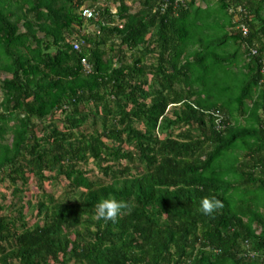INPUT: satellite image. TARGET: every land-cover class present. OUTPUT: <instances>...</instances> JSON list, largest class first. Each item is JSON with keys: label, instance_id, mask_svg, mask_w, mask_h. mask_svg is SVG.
I'll list each match as a JSON object with an SVG mask.
<instances>
[{"label": "trees", "instance_id": "16d2710c", "mask_svg": "<svg viewBox=\"0 0 264 264\" xmlns=\"http://www.w3.org/2000/svg\"><path fill=\"white\" fill-rule=\"evenodd\" d=\"M112 1L0 0V264H264V0Z\"/></svg>", "mask_w": 264, "mask_h": 264}, {"label": "clouds", "instance_id": "9594fccd", "mask_svg": "<svg viewBox=\"0 0 264 264\" xmlns=\"http://www.w3.org/2000/svg\"><path fill=\"white\" fill-rule=\"evenodd\" d=\"M223 208V203L216 197H203L200 201L199 211L204 215L212 216L219 209ZM131 210L129 203L124 201H117L114 198H107L101 200L95 206V218L97 220H104L115 222L122 210Z\"/></svg>", "mask_w": 264, "mask_h": 264}, {"label": "built area", "instance_id": "2783aa9c", "mask_svg": "<svg viewBox=\"0 0 264 264\" xmlns=\"http://www.w3.org/2000/svg\"><path fill=\"white\" fill-rule=\"evenodd\" d=\"M81 15L84 18H91L94 16V12L92 10L82 8ZM243 31H244V29H243ZM73 49H78V44L75 43L73 45ZM252 53L255 54V51H252ZM81 63L85 68L84 70L86 72H88L89 71V65L86 64V62H84V60H82ZM262 70L264 71V66L262 67ZM211 115L214 117V123L216 126V130H218V131L223 130L225 128V122H224L223 115L219 111H213ZM254 255H255L254 253L249 254L250 257H253Z\"/></svg>", "mask_w": 264, "mask_h": 264}, {"label": "rangeland", "instance_id": "374dc122", "mask_svg": "<svg viewBox=\"0 0 264 264\" xmlns=\"http://www.w3.org/2000/svg\"><path fill=\"white\" fill-rule=\"evenodd\" d=\"M126 4L129 5L131 7V10L132 11H135L139 8V5L138 3H133L131 0H126ZM104 5H107L108 7H110L111 10L115 11V8L116 6H118V4H115L113 3L112 0H98V2L96 3V6H104ZM199 6L203 7L204 8V5L202 3H199ZM93 30V27H90L89 28V31H92ZM217 35V34H216ZM215 35V36H216ZM214 36V37H215ZM217 37V36H216ZM4 78V75L3 74H0V79H3ZM0 99H1V93H0ZM33 182V181H32ZM32 185H34V183H31ZM46 189H49L48 188V185L46 184ZM1 199V198H0ZM1 202V200H0Z\"/></svg>", "mask_w": 264, "mask_h": 264}]
</instances>
